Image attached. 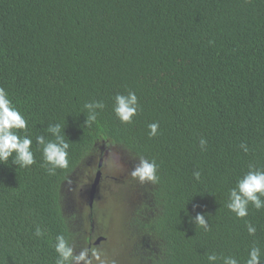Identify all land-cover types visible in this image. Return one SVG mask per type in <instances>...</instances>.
<instances>
[{
  "label": "trees",
  "instance_id": "trees-1",
  "mask_svg": "<svg viewBox=\"0 0 264 264\" xmlns=\"http://www.w3.org/2000/svg\"><path fill=\"white\" fill-rule=\"evenodd\" d=\"M0 88L36 161L0 162V264H56L61 235L76 256L84 230L67 215L65 184L101 148L132 168L157 164L158 183L114 187L124 200L135 191L126 241L138 264H246L253 247L264 264V208L249 203L243 218L227 208L249 165L264 170V0H0ZM129 91L139 107L122 123L114 97ZM93 101L105 107L85 124ZM56 123L68 166L50 174L36 137L52 139Z\"/></svg>",
  "mask_w": 264,
  "mask_h": 264
},
{
  "label": "clouds",
  "instance_id": "clouds-1",
  "mask_svg": "<svg viewBox=\"0 0 264 264\" xmlns=\"http://www.w3.org/2000/svg\"><path fill=\"white\" fill-rule=\"evenodd\" d=\"M105 107L101 101H93L86 103L84 108L87 110L85 124L95 122L98 116V109L102 110ZM139 104L138 98L134 92L129 91L127 95L116 94L114 97L113 111L116 117L122 123H131L132 117L137 113ZM150 136L157 135L159 128L158 123L148 125ZM27 121L12 104L8 93L5 89L0 88V162L9 161L18 167H29L36 161L31 150L32 139L28 135L20 136L14 130H26ZM47 132L51 134L52 139H45L44 136L36 137V141L42 146L43 159L48 165L50 174L55 173L56 168H66L68 166V149L69 142L65 139L64 129L61 124H49ZM202 150L206 145V141L200 140ZM245 151L247 147L241 145ZM157 164L155 160H148L144 157L139 158L131 172L133 178H138L140 182H151L153 184L159 182L157 176ZM194 177L198 180L199 172H195ZM264 170L256 169L255 166L249 165V171L244 176L238 179L236 187L229 191V202L227 208L234 212L238 218H243L248 214V205L251 203L256 209L264 208ZM195 223L204 227L207 230V221L205 216L197 215ZM256 229L249 224L248 233L255 234ZM36 235H42L40 229L36 230ZM55 251L58 254L56 264H72V261L84 259V254L80 256L73 255V249L69 246L68 241L64 236H57L54 245ZM261 250L258 247H253L249 250V258L246 264H260ZM216 254L208 256L210 262L217 261ZM223 264H238L234 257H223Z\"/></svg>",
  "mask_w": 264,
  "mask_h": 264
},
{
  "label": "flooded vegetation",
  "instance_id": "flooded-vegetation-1",
  "mask_svg": "<svg viewBox=\"0 0 264 264\" xmlns=\"http://www.w3.org/2000/svg\"><path fill=\"white\" fill-rule=\"evenodd\" d=\"M102 151L103 148L98 151L99 153L94 155V157L99 159L95 166H92L88 161L79 169V175L73 178L75 183L70 181L65 184L68 185L71 183V187L74 189V194H76V204H74L75 207L77 206V214L76 216L73 215V217L77 218L76 221H81L80 226L84 230L79 243V249L75 253L76 256H80L81 253H83L84 259L75 261V264H105L104 260L107 253L116 252L119 246L116 244V241L110 243L112 229H110L109 234H107L108 225L105 223L108 221L109 217L112 218L114 212L119 216L112 202L115 201L118 204L120 201L124 200L125 197H123L122 188L116 190L114 187H118V185L121 184L124 185V187L130 185V176L133 168L130 164L131 171H129V177L126 176V173L118 177H116L117 175H112L115 173L113 170L109 172V169L111 170V167H109V163L111 162L110 156L112 155L109 152ZM98 168L101 170H98ZM98 174L99 180L92 193L93 184ZM109 192L110 195L107 196ZM104 199L109 200L106 205H102ZM124 220V226L127 227L128 219L124 218ZM124 220L122 222H124ZM129 247L131 248V242L129 243ZM110 248H113V250L108 252ZM130 258L133 259L129 256V259Z\"/></svg>",
  "mask_w": 264,
  "mask_h": 264
},
{
  "label": "rangeland",
  "instance_id": "rangeland-1",
  "mask_svg": "<svg viewBox=\"0 0 264 264\" xmlns=\"http://www.w3.org/2000/svg\"><path fill=\"white\" fill-rule=\"evenodd\" d=\"M109 153L112 155L110 156L111 162L109 163V167H111V170L109 169V172H112V170L115 172L112 175L118 177L119 175H124L126 173V176H130L129 171L130 169V163H129V157L124 153L118 151L116 148L110 149ZM97 164V160L95 162ZM118 171V172H117ZM84 174V173H83ZM78 176V175H77ZM132 178V175L130 176ZM72 183H75L74 180H72ZM70 187H69V186ZM66 186L65 189V195L66 197V212L67 215L73 216L76 215L77 211V206L75 207V195L74 194V189L71 187V183H69ZM134 189V188H133ZM130 192V196H126L128 199L120 201L118 204L113 201V207L117 210L119 216L114 212L112 218L109 217L108 221H106L107 231L106 233L109 234L110 229L111 230V237H110V243H114L115 241L118 244V250L116 252H111L110 254L107 253V256L105 257V264H138L135 259H129V254L131 251V248L129 247V241H126L128 238V232H127V227L124 226L125 220L124 218H127L129 215V206L131 210V205L133 202V199L136 201V196H135V191L132 190ZM128 192V193H129ZM108 199H104L102 205H106L108 203ZM75 203V204H74ZM126 207V213H125V206ZM73 208V209H72ZM104 209V208H103ZM106 219V218H105ZM75 220V219H74ZM124 220V222H122ZM76 221V220H75ZM79 222V221H78ZM78 224V223H75ZM125 240V241H124ZM109 244V243H108ZM122 245V246H121ZM122 247V249H121ZM124 247V248H123ZM110 250H113V248L108 249V252Z\"/></svg>",
  "mask_w": 264,
  "mask_h": 264
},
{
  "label": "water",
  "instance_id": "water-1",
  "mask_svg": "<svg viewBox=\"0 0 264 264\" xmlns=\"http://www.w3.org/2000/svg\"><path fill=\"white\" fill-rule=\"evenodd\" d=\"M96 160H97V157H93V158L91 159V161H90V164H91L92 166H95V165H96V164H95ZM98 180H99V174L97 175V177H96V179H95V182H94V184H93L92 193H93V191L95 190V187H96V184L98 183Z\"/></svg>",
  "mask_w": 264,
  "mask_h": 264
}]
</instances>
